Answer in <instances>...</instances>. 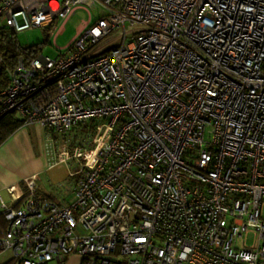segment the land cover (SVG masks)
Returning a JSON list of instances; mask_svg holds the SVG:
<instances>
[{"label":"built area","instance_id":"2783aa9c","mask_svg":"<svg viewBox=\"0 0 264 264\" xmlns=\"http://www.w3.org/2000/svg\"><path fill=\"white\" fill-rule=\"evenodd\" d=\"M78 10L58 56L6 67L0 119L78 166L0 184V264H264V0H0V28Z\"/></svg>","mask_w":264,"mask_h":264},{"label":"rangeland","instance_id":"374dc122","mask_svg":"<svg viewBox=\"0 0 264 264\" xmlns=\"http://www.w3.org/2000/svg\"><path fill=\"white\" fill-rule=\"evenodd\" d=\"M93 20L100 15V13L95 14L92 12ZM88 19V13L82 10L77 11L65 24L63 31L55 37L58 29L56 32L51 31L48 28H32L20 31L16 33V42L17 44L22 48H30V47H36L40 49L39 55L45 56V57H51L55 58L57 55H59L60 51H64L75 39L76 34L80 26L84 21ZM20 21V19H19ZM61 27V26H60ZM115 36H110L106 38L102 45H107L110 41L114 40ZM12 117L16 120H19V116L17 114H13ZM28 132H20L16 136H20V140L23 144H26L33 150V156H30V159H35V163H41L42 160H46V164L44 167L39 169L36 173L42 172L43 176L46 180H49L56 176L57 174L67 171V169H74L78 166V163L76 161H69L68 165L60 164L55 166L52 169H49V166H51V160L53 159V152L48 151L49 147V141L48 136L38 131L35 128L29 129ZM15 139V143L18 142V139ZM11 141L9 142V144ZM7 148H3L0 150V155L5 154V151ZM21 149V147H20ZM72 152V151H71ZM8 154V153H7ZM11 155H13V159L11 158ZM20 156L18 154H8L9 157V165H16L17 157ZM25 162V159H24ZM15 168V167H14ZM31 168V164L25 165L24 167H17L18 170H28ZM48 169V170H46ZM73 183V182H72ZM4 199H7L5 194L2 195ZM247 244H252V239L247 240ZM7 253L0 255V261H4V259L7 257Z\"/></svg>","mask_w":264,"mask_h":264},{"label":"crops","instance_id":"0c3cea01","mask_svg":"<svg viewBox=\"0 0 264 264\" xmlns=\"http://www.w3.org/2000/svg\"><path fill=\"white\" fill-rule=\"evenodd\" d=\"M79 11V10H78ZM13 114H8L0 119V137L1 134L6 131V129L12 127V123L15 121H21L16 120L12 117ZM20 123V122H19ZM35 128L40 132L47 133L44 129H42L39 126L36 125H29V126H24V125H19L13 133L0 144V150L3 148H7L5 151V154L0 155V184L5 185V186H13L16 184H21L23 179L30 177L34 175L39 169L45 166L46 160H42L41 163L36 164L35 159H30V156H33V150L27 146L26 144H23L22 141L20 140V136H16L20 132H28L30 131L29 129ZM18 139V142L15 143V139ZM11 143L9 144V142ZM21 147V149H20ZM18 154L20 156L17 157V162L16 165L12 166L9 165V157L8 154ZM13 155H11V158L13 159ZM25 159V162H24ZM31 164V168L28 170H18L17 167H24L25 165ZM15 167V168H14ZM3 194H5L6 198L5 200H8L9 194L7 192H2L0 193V196L3 198ZM7 228V223L5 220L0 217V237L2 236V233L6 231ZM1 255V253H0ZM8 260V255L4 259L5 262ZM81 258L79 256H71L69 259L64 263V264H80ZM47 264H57L55 261L48 262Z\"/></svg>","mask_w":264,"mask_h":264},{"label":"trees","instance_id":"16d2710c","mask_svg":"<svg viewBox=\"0 0 264 264\" xmlns=\"http://www.w3.org/2000/svg\"><path fill=\"white\" fill-rule=\"evenodd\" d=\"M39 51L40 49L36 47H20L16 42V33L8 28H0V54L3 59V63H0V90L6 88L9 81L6 67H13L20 56H25L26 60H29L31 57H37ZM19 122L22 125L21 121H15L12 123V127L6 129V131L1 134L0 144L6 140L17 127H19ZM94 127V121L90 120L85 124L79 125L75 129V132L80 134L88 132L90 134Z\"/></svg>","mask_w":264,"mask_h":264},{"label":"bare ground","instance_id":"6f19581e","mask_svg":"<svg viewBox=\"0 0 264 264\" xmlns=\"http://www.w3.org/2000/svg\"><path fill=\"white\" fill-rule=\"evenodd\" d=\"M59 35V34H58ZM57 34L55 35V37H57L58 36ZM104 40H101L100 42H99V44H98V46L100 47V48H104V49H106L107 51H109L110 50V46H109V44L107 43V45H102V42H103ZM113 41V40H112ZM111 42V41H110ZM58 56V55H57ZM67 172L68 171H64V172H61L59 175H61V177H64V176H66V175H68L67 174ZM57 176V175H56ZM55 181V180H54ZM49 187H51L53 190H54V188L52 187V186H50L49 185ZM73 256V255H72ZM65 263V262H64ZM63 263V264H64ZM80 263H81V261H80Z\"/></svg>","mask_w":264,"mask_h":264}]
</instances>
